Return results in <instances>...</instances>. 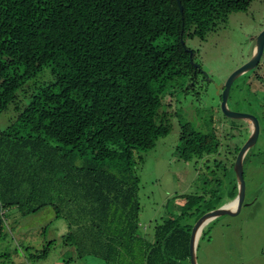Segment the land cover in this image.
<instances>
[{
  "label": "trees",
  "instance_id": "obj_1",
  "mask_svg": "<svg viewBox=\"0 0 264 264\" xmlns=\"http://www.w3.org/2000/svg\"><path fill=\"white\" fill-rule=\"evenodd\" d=\"M253 1L181 0L182 12L177 0H0V114L11 104L18 111L0 129V237L8 209L29 214L52 205L55 217L68 223L64 244L80 257L191 264L194 224L236 198L237 178H227L226 191L213 176L201 192L170 198L175 212L149 238L140 232L135 151L152 149L169 134L165 99L173 82L201 73L185 39H206ZM46 68L52 80L21 107L18 92ZM221 148L216 129L184 125L177 152L227 171L234 163L221 161ZM227 148L236 159L240 147ZM217 219L204 227L197 255ZM53 242L30 257H47Z\"/></svg>",
  "mask_w": 264,
  "mask_h": 264
},
{
  "label": "rangeland",
  "instance_id": "obj_2",
  "mask_svg": "<svg viewBox=\"0 0 264 264\" xmlns=\"http://www.w3.org/2000/svg\"><path fill=\"white\" fill-rule=\"evenodd\" d=\"M263 29L264 0H254L248 10L231 14L227 23L210 32L206 39L196 36L185 39L187 47L196 51L194 62L206 77L201 72L196 81L181 78L173 82L165 99V107L172 113L169 134L160 137L154 148L135 151V173L140 180V232L147 237H153L155 226L169 211L175 212L176 205L167 206L170 198L201 192L203 181L213 176L223 180L221 187L226 191L227 178L236 177L234 167H230L236 161L234 148L229 152L226 145L241 148L250 136V124L246 119L230 118L223 113L222 90L218 93L215 84L224 83L252 57L256 37ZM50 80L49 68L29 80L18 92L19 105L27 102L37 86ZM228 107L255 115L260 134L244 163L246 197L242 210L236 215H222L211 224L200 244L198 264H264V53L256 69L233 83ZM17 115L16 105L11 104L0 114V129L11 126ZM184 125L190 130L216 129L222 138L221 161L228 162L230 168L225 171L219 166L216 170L206 158L181 159L177 146ZM176 203L183 200L178 198ZM55 216L52 205L29 214H22L17 207L8 209L3 217L6 227L0 237V264H105L101 257L91 254L80 257L75 247L65 245L62 236L68 231L67 220ZM51 240L54 242L47 257H30L40 253Z\"/></svg>",
  "mask_w": 264,
  "mask_h": 264
},
{
  "label": "water",
  "instance_id": "obj_3",
  "mask_svg": "<svg viewBox=\"0 0 264 264\" xmlns=\"http://www.w3.org/2000/svg\"><path fill=\"white\" fill-rule=\"evenodd\" d=\"M181 11L183 12V5L181 0H177ZM264 53V29L259 33L256 37V45L253 50L252 57L245 62L243 65L238 67L235 71H233L228 79L224 83L215 84L218 88V93L222 90L221 93V109L223 113L230 118L235 119H246L250 124V136L246 140V142L240 148L236 161L234 164V170L236 173V178L238 181V194L235 199L226 203L216 209L210 210L202 215L194 224L191 239H190V261L191 264H198V255L197 248L199 239L202 235L204 227L214 219L222 216V215H236L241 212L242 207L245 203L246 197V182L244 178V158L249 151L258 141L260 134V123L258 118L250 113L238 112L230 109L228 107V100L231 92V88L233 83L243 74L256 69L262 59ZM192 56V51H191ZM192 64L195 68H201L199 64L194 62V59L191 60ZM202 72V71H201ZM204 75L205 73L202 72ZM206 76V75H205ZM235 203V206H231V204Z\"/></svg>",
  "mask_w": 264,
  "mask_h": 264
},
{
  "label": "flooded vegetation",
  "instance_id": "obj_4",
  "mask_svg": "<svg viewBox=\"0 0 264 264\" xmlns=\"http://www.w3.org/2000/svg\"><path fill=\"white\" fill-rule=\"evenodd\" d=\"M198 76V75H197ZM197 76H195V78H190V81H196V78H197ZM206 76H204V78H205Z\"/></svg>",
  "mask_w": 264,
  "mask_h": 264
},
{
  "label": "bare ground",
  "instance_id": "obj_5",
  "mask_svg": "<svg viewBox=\"0 0 264 264\" xmlns=\"http://www.w3.org/2000/svg\"><path fill=\"white\" fill-rule=\"evenodd\" d=\"M231 206H233V207H234V206H235V203L231 204Z\"/></svg>",
  "mask_w": 264,
  "mask_h": 264
},
{
  "label": "crops",
  "instance_id": "obj_6",
  "mask_svg": "<svg viewBox=\"0 0 264 264\" xmlns=\"http://www.w3.org/2000/svg\"><path fill=\"white\" fill-rule=\"evenodd\" d=\"M72 247H75V246H72ZM76 248V247H75Z\"/></svg>",
  "mask_w": 264,
  "mask_h": 264
},
{
  "label": "built area",
  "instance_id": "obj_7",
  "mask_svg": "<svg viewBox=\"0 0 264 264\" xmlns=\"http://www.w3.org/2000/svg\"><path fill=\"white\" fill-rule=\"evenodd\" d=\"M27 264V263H26Z\"/></svg>",
  "mask_w": 264,
  "mask_h": 264
},
{
  "label": "clouds",
  "instance_id": "obj_8",
  "mask_svg": "<svg viewBox=\"0 0 264 264\" xmlns=\"http://www.w3.org/2000/svg\"><path fill=\"white\" fill-rule=\"evenodd\" d=\"M27 263V262H26Z\"/></svg>",
  "mask_w": 264,
  "mask_h": 264
}]
</instances>
